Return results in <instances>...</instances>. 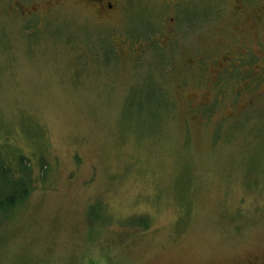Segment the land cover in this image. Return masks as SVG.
Segmentation results:
<instances>
[{"label": "rangeland", "instance_id": "rangeland-1", "mask_svg": "<svg viewBox=\"0 0 264 264\" xmlns=\"http://www.w3.org/2000/svg\"><path fill=\"white\" fill-rule=\"evenodd\" d=\"M198 6L205 18L183 8L198 24L163 62L133 56L125 7L106 24L63 0H0V152L23 155L33 183L0 211V264L264 252V36L253 25L252 51L219 49L223 20ZM137 10L127 32L145 35L152 16Z\"/></svg>", "mask_w": 264, "mask_h": 264}, {"label": "flooded vegetation", "instance_id": "flooded-vegetation-1", "mask_svg": "<svg viewBox=\"0 0 264 264\" xmlns=\"http://www.w3.org/2000/svg\"><path fill=\"white\" fill-rule=\"evenodd\" d=\"M137 1H141V3ZM63 2L67 5L84 7L94 12L95 19L106 24L114 22L116 18H113V16L118 15L120 11H124L121 8L125 7L127 12L125 13L128 14L127 19H125L126 39H142L141 45L133 49V56L152 51L157 55L158 61L165 60L164 52L167 50H175L177 47H180L181 41L179 42V39L189 36V34L196 29L198 23L189 22L186 18L187 16H184L183 8H193V12L195 10V13L198 15L197 17L194 14V18L197 20L200 17L203 19L205 16H199L201 12L196 10V8L201 7L198 5H207L206 9L213 10L212 15L216 14V16L222 18L223 23H221L218 30H222V33L225 34L224 36H227L228 40L224 41L221 36H219L215 44L219 49H231L234 54L242 52L243 49L252 51L250 44L248 47H243V43L245 44L246 42L242 40V37H245L247 33H251L253 25L256 33H251V37L253 38L254 35L264 36V0H207L206 3L204 1V3H201L199 0H63ZM133 9H138L135 12L144 10L152 16V20L145 21L147 23L145 35L130 34L127 32L128 27L134 23L135 20H132L133 14L131 11ZM214 10H216V12ZM157 13H161V15L156 17ZM216 16L212 19L213 21ZM158 22L160 30L153 32ZM216 30L213 31L215 32ZM239 39L241 40L240 48H234L239 42ZM123 44L124 42L116 44V46L113 45L115 47L118 46V52L120 54L128 55V53H124L123 51L122 53L120 52L121 50H119L120 47H123ZM211 49L213 50V48ZM201 59L207 62L209 61L207 55L201 57ZM218 60L217 58L215 61L211 62L212 64H218ZM232 65L233 64H222L219 66H221L222 69L227 67L229 70V67ZM237 65L239 64H235V66ZM231 264H264V252L260 251V253H255Z\"/></svg>", "mask_w": 264, "mask_h": 264}, {"label": "trees", "instance_id": "trees-1", "mask_svg": "<svg viewBox=\"0 0 264 264\" xmlns=\"http://www.w3.org/2000/svg\"><path fill=\"white\" fill-rule=\"evenodd\" d=\"M13 163L16 166L13 167ZM42 167L46 168V165ZM32 191V169L25 157L19 154L8 159L0 152V195L4 194L6 198H0V211L19 207L30 197Z\"/></svg>", "mask_w": 264, "mask_h": 264}]
</instances>
